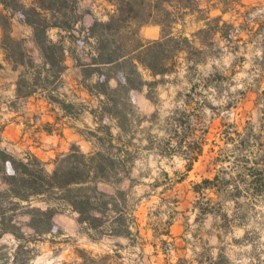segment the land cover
I'll list each match as a JSON object with an SVG mask.
<instances>
[{
    "label": "rangeland",
    "instance_id": "1",
    "mask_svg": "<svg viewBox=\"0 0 264 264\" xmlns=\"http://www.w3.org/2000/svg\"><path fill=\"white\" fill-rule=\"evenodd\" d=\"M4 1L0 11L8 18L12 37L22 42L36 63L43 60L33 28L25 20L47 25L48 38L64 50L67 69L50 85L55 91L52 96L67 106L63 109L55 103L57 113L83 122L79 129L95 151H114L99 143V138L106 137L105 129L96 131L99 119L94 128L88 126L99 98L87 96L96 77H88L87 68L80 64L89 63L94 55L96 41L88 28L94 21H108L115 6L107 0H46L52 6L46 10L38 0ZM236 1H215L228 9L224 22L236 26H220L226 33L220 34L222 40L201 37L203 50L181 52L173 71L164 77L153 78L142 70L145 81L158 83L132 93L134 120L126 126L124 139L141 145L130 147L136 151L133 181L124 178L99 186L111 195L118 189L125 192L124 198L116 194L118 210L110 213L122 215L127 229L115 234L107 227L88 228L79 223L78 213L69 204L51 195L49 204L43 201L49 196L32 201L33 207L55 209L52 232L37 235L29 227L27 210L12 209L11 200L2 197L5 225L13 226L14 233L0 229V264H264V71L258 63L261 50L255 35L264 28V0H240L244 6ZM205 15L195 11L187 20L186 31L192 33L196 47L201 45L192 37L200 25L195 22ZM181 23L174 25L177 35L184 32ZM2 36L0 27V44ZM0 62L1 81L18 80L23 68L14 70L1 49ZM0 85L9 88L5 80ZM45 95L31 97L44 100ZM6 96L3 93L0 103ZM180 118L184 122L189 118V123L176 126L173 120ZM112 131L118 132L115 127ZM148 134L155 138L151 149L145 148ZM181 137L186 139L185 146L202 145V154L190 171L182 155L168 154ZM169 139L171 144L164 148ZM9 153L19 159L30 154ZM60 155L51 163L40 159L48 172L54 170ZM205 179L212 183L195 192L194 185ZM6 188L0 178V192ZM201 207L211 213L199 215Z\"/></svg>",
    "mask_w": 264,
    "mask_h": 264
},
{
    "label": "trees",
    "instance_id": "2",
    "mask_svg": "<svg viewBox=\"0 0 264 264\" xmlns=\"http://www.w3.org/2000/svg\"><path fill=\"white\" fill-rule=\"evenodd\" d=\"M52 1L56 3L57 0ZM107 1L115 6V12L108 21H94L88 28L89 36L96 41V46L90 62L80 66L87 68L88 77H96V80L88 86V91L99 98L98 109L92 110L99 119L96 131L106 130L105 139L99 138V143L107 145L114 151L100 149L85 154L77 145H72L68 154L60 155L55 159L54 170L48 172L45 164L35 155L28 154L26 159H19L0 147V178L7 186L0 192V198L6 197L11 200L12 209L27 210L30 216L29 227L37 235L52 232L55 209L50 206L46 209L33 207L32 201L37 197L49 196L43 199L49 204L51 195L69 204L78 213L79 223L86 224L88 228L107 227L115 234L122 232L120 228L127 229L128 226L122 215L110 213L118 210L119 199L116 194L124 198L125 192L118 189L114 195H111L102 191L99 186L120 183L124 178L133 181L130 175L136 156L133 153L136 151H130V147L141 148V145L133 143V140L124 139L126 126L131 125L134 120L135 105L132 93L145 85L153 86L158 83L156 80L145 81L142 70L148 71L153 78L164 77L173 71L181 52L203 50L201 37H216V34L222 30L220 26L235 28L232 24L224 22L221 16L210 18L207 11L201 7V0ZM233 1L223 0L224 3ZM38 2L42 9L48 10L52 7L46 5V0H38ZM0 3L5 5L4 0H0ZM234 3L244 6L240 0ZM33 11L35 12V9ZM195 11L206 12L205 17L200 19L205 21L206 27L192 35L199 40L200 47L194 45L190 36L174 33V25L184 20L187 15L194 14ZM222 12L226 13L228 9L223 7ZM24 22L33 28L34 42L42 57V63H36L26 52L22 42L12 37L8 18L0 11V27L3 30L0 49L5 54L6 61L12 63L14 70L23 68L16 81L15 99L10 102L9 108L17 110L18 101L43 92L47 93L45 99L49 103H58L66 109L67 106L63 101L52 96L55 91L50 90L52 82L60 80L67 69L64 50L59 43L48 38L47 25L37 21ZM149 24L161 27L160 39L144 41L140 37V29ZM224 34L226 33L221 32V35ZM255 35L261 50L258 63L261 65V71H264V28L257 30ZM112 82L115 85H112ZM188 120L190 119L187 118L184 122L180 118L174 119L173 122L176 126H182L188 124ZM113 127L118 130L117 134H113ZM154 139V136L148 134V144L145 148H153ZM246 139L245 136L243 142ZM170 141L172 140L169 139L164 148L171 144ZM185 144V137L179 138L168 154L182 155L186 161L187 171H190L202 154V145L195 149L194 143L189 146ZM160 152L165 151L161 149ZM211 183V180L205 179L201 184H195L193 190L199 193L202 185ZM23 203L26 205H22ZM3 208L0 203V229L2 232L14 233L13 226L5 225L3 216L7 210ZM210 213L208 208L201 207L199 211V215L202 216Z\"/></svg>",
    "mask_w": 264,
    "mask_h": 264
},
{
    "label": "crops",
    "instance_id": "3",
    "mask_svg": "<svg viewBox=\"0 0 264 264\" xmlns=\"http://www.w3.org/2000/svg\"><path fill=\"white\" fill-rule=\"evenodd\" d=\"M215 1H202L201 7L207 11L210 18L221 16L224 21L227 12L223 13L222 8ZM191 16L187 15L181 23L185 36L192 34H188L186 31L187 20ZM195 24H200L198 30L206 27L204 20L195 22ZM233 26L236 27L235 24ZM220 34L217 33L216 37L222 40ZM140 37L144 41L158 40L161 38V27L159 25L144 26L141 28ZM2 62L5 67L6 62L3 59ZM3 80L9 85L7 90L1 87V97L3 93L7 96L0 103V146L6 151L20 152V154L26 151V154H33L48 163H51L57 155L67 153L72 143L85 154L95 151L93 142L79 129L85 126L84 123L63 115L61 111L59 115L57 113L59 108L55 104L49 103L45 99L29 97L22 100L20 108L17 110L9 108L10 102L15 99L17 80L2 79L1 81L0 79V84ZM86 94L91 98L89 91ZM96 120L97 118L92 116L88 126L94 128L97 125Z\"/></svg>",
    "mask_w": 264,
    "mask_h": 264
}]
</instances>
